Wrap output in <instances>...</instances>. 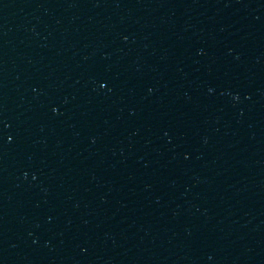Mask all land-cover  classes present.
<instances>
[{"label":"water","instance_id":"1","mask_svg":"<svg viewBox=\"0 0 264 264\" xmlns=\"http://www.w3.org/2000/svg\"><path fill=\"white\" fill-rule=\"evenodd\" d=\"M200 0H0V264H177Z\"/></svg>","mask_w":264,"mask_h":264}]
</instances>
